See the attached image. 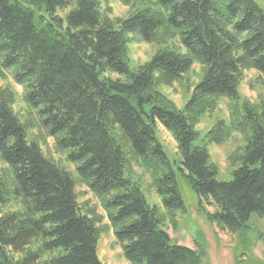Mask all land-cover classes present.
Here are the masks:
<instances>
[{"label":"trees","instance_id":"obj_1","mask_svg":"<svg viewBox=\"0 0 264 264\" xmlns=\"http://www.w3.org/2000/svg\"><path fill=\"white\" fill-rule=\"evenodd\" d=\"M120 2L133 8L136 0ZM137 3L130 16L112 19L107 1L0 0V81L11 75L29 114L23 122L14 113L16 94L0 84V159L12 177L11 186L0 181V264H101V229L78 204L77 182L102 201L129 264H202L199 246L174 244L165 231L184 211L178 178L220 230L237 233L252 214L264 219V100L244 102L227 128L208 135L214 144L230 129L245 138L228 182L217 179L207 135L194 128L217 99L237 100L245 71L264 79L262 10L252 0ZM173 31L184 52L160 49L130 68L133 39L161 46ZM195 62L203 77L179 110L159 89L180 82ZM36 122L74 165L75 179L28 140ZM158 124L175 140L178 162L158 140ZM137 170L161 210L146 202ZM8 205L18 209L2 213Z\"/></svg>","mask_w":264,"mask_h":264},{"label":"rangeland","instance_id":"obj_2","mask_svg":"<svg viewBox=\"0 0 264 264\" xmlns=\"http://www.w3.org/2000/svg\"><path fill=\"white\" fill-rule=\"evenodd\" d=\"M107 1L111 8L112 19L125 18L138 10L141 6L134 2L132 7L123 5L120 0H99ZM264 14V0H252ZM174 34V31H173ZM167 40L164 45L146 44L138 38L133 39L128 46V61L130 68H136L147 63L153 55L160 49L176 48L182 52L178 38ZM204 68L198 62H195L191 70L182 78L180 82H175L172 87H161L159 91L170 100L177 109H182L189 100L193 86L202 79ZM5 79L0 81L2 86H7L15 94V104L13 111L21 117L23 122H27L29 114L26 112L23 103V89L14 84L11 75L3 72ZM237 100L230 101L227 98H219L213 106L204 111L200 116L198 124L194 127L198 135L205 140L206 150L209 155L210 163L218 169L217 179L221 182H228L231 178L230 172L237 165L233 163V156L241 154L246 144L245 138L239 132L227 130V138L220 144H214L208 141V135L218 127L227 128L230 122V113L234 109H240L244 102L249 105L259 106L264 100V79L255 70L245 71L242 81L237 88ZM30 118L33 116L30 114ZM233 123V121H232ZM34 129L28 132V140L35 141L42 153L52 159L57 165L66 169L75 179L74 165H70L64 158V153L57 152L54 145V139L46 136L44 130L39 129L38 122L34 124ZM166 155L171 161L178 162L177 144L172 135L158 124L157 132ZM140 181L142 193L149 206H156L162 209L160 198L150 187L148 180L140 170L136 171ZM0 181L7 186L12 185V177L8 165L0 159ZM179 192L184 203V211L177 212L174 215L175 225L167 222L165 231L173 241L180 246L189 249L200 247L204 251V260L202 264H264V219L256 214H252L247 223V228L230 233L227 230H220L215 224L207 222L203 213L200 212V205L195 193L178 178ZM76 199L81 208L90 213L93 219H97V226L101 229V234L97 237L96 256L101 264H129L123 255L121 244L117 242L114 235V228L110 219L106 217V211L101 206V200L95 198L79 182L75 188ZM17 204H21L16 200ZM16 206L8 205L7 210L2 213H8ZM203 208L208 212L214 211L213 207H207L203 203ZM97 215L98 217L92 216ZM165 222V223H166ZM173 226H171V225Z\"/></svg>","mask_w":264,"mask_h":264},{"label":"water","instance_id":"obj_3","mask_svg":"<svg viewBox=\"0 0 264 264\" xmlns=\"http://www.w3.org/2000/svg\"><path fill=\"white\" fill-rule=\"evenodd\" d=\"M174 243H176V241Z\"/></svg>","mask_w":264,"mask_h":264}]
</instances>
